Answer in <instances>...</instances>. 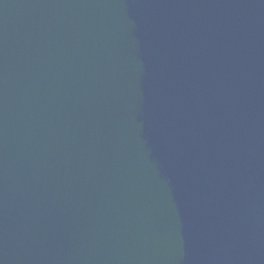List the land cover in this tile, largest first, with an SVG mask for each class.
Here are the masks:
<instances>
[{
  "label": "water",
  "instance_id": "water-1",
  "mask_svg": "<svg viewBox=\"0 0 264 264\" xmlns=\"http://www.w3.org/2000/svg\"><path fill=\"white\" fill-rule=\"evenodd\" d=\"M0 264H264V0H0Z\"/></svg>",
  "mask_w": 264,
  "mask_h": 264
}]
</instances>
